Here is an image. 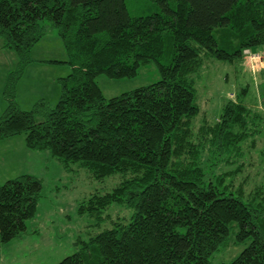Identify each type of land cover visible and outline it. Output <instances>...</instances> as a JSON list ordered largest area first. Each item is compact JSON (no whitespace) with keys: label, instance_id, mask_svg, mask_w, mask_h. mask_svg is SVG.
I'll use <instances>...</instances> for the list:
<instances>
[{"label":"trees","instance_id":"16d2710c","mask_svg":"<svg viewBox=\"0 0 264 264\" xmlns=\"http://www.w3.org/2000/svg\"><path fill=\"white\" fill-rule=\"evenodd\" d=\"M155 1L158 11L134 16L127 0H0L2 47L20 56L4 88L0 141L24 133L28 148L49 151L66 168L120 175L81 212L98 216L116 203L131 216L79 239L56 264H264L263 185L249 193L243 182L234 186L246 166L243 145L255 141L264 114L243 89L215 122L196 124V74L207 58L234 63L264 46V0ZM51 27L73 70L59 79L56 104L20 109L18 80ZM151 61L160 78L146 86L107 98L96 81L133 77ZM42 190L29 173L0 183V245L27 231ZM233 232L236 242H250L230 262H213Z\"/></svg>","mask_w":264,"mask_h":264},{"label":"rangeland","instance_id":"374dc122","mask_svg":"<svg viewBox=\"0 0 264 264\" xmlns=\"http://www.w3.org/2000/svg\"><path fill=\"white\" fill-rule=\"evenodd\" d=\"M127 5L134 16L159 10L155 0H127ZM2 43L0 39V116L7 106L4 88L20 61V56L13 50L3 48ZM248 51H244L242 60L234 63L206 59L202 69L196 74L200 106L197 125L203 119L215 122L226 101L236 100L243 89L247 91V104L264 114V50ZM28 56L31 61L17 83L15 98L19 108L31 110L41 99L52 105L56 104L59 97H56L55 91L57 87L61 89L59 79L73 70L68 63V55L58 30L49 28ZM159 78L157 64L151 61L141 66L138 74L133 77L111 78L99 74L96 81L104 95L111 98L151 84ZM259 127L261 131L255 135V141L249 140L243 145L247 153L246 166L234 180V186L243 182V189L249 193L253 188L263 185L264 195V120ZM19 136L25 137V134L15 137ZM10 150L11 158L8 161L0 152V181L4 180L0 183L10 179L5 178L14 176L12 172L16 169L13 166L17 165L21 169L16 174L20 172L36 175L43 182V190L36 215L27 222V231L0 245V264H56L78 250L79 239L88 240L109 228L112 219L119 216L129 218L133 213V209L116 203L102 210L98 216L87 211L81 212V205H85V201L93 194H104L117 186L121 181L119 174L96 179L88 169L78 166V163L66 168L49 151L32 150L27 146L13 147ZM235 240L233 232L229 237V242H232L229 248L221 247L211 256V260L215 263L230 262L250 242Z\"/></svg>","mask_w":264,"mask_h":264},{"label":"crops","instance_id":"0c3cea01","mask_svg":"<svg viewBox=\"0 0 264 264\" xmlns=\"http://www.w3.org/2000/svg\"><path fill=\"white\" fill-rule=\"evenodd\" d=\"M252 50L256 51V52L257 51H262V50H264V46H260L257 49H252ZM31 77H32V75H30V78ZM34 77H35V75H34ZM60 94H61V89H60V87L59 88L57 87V89L55 91L56 97H60ZM22 137H23V139H21ZM22 137L13 136V137H9V138H6L4 140H1L0 141V152L2 153L1 156L3 158L7 159V161H8V159L11 158L10 154H9V152L11 151L10 149H12L13 147H21V148L25 147L26 148L27 145H26L25 137L24 136H22ZM16 166L17 165H15V167L13 166V168L16 169V170L12 172L13 173L12 175L17 176V175L23 174V173H20V172L19 173L17 172V174H16V171L18 169H21V166L18 167V168ZM14 176H11V177H14ZM11 177H7L5 179L11 178ZM2 181H4V180H2ZM2 181H0V182H2Z\"/></svg>","mask_w":264,"mask_h":264},{"label":"built area","instance_id":"2783aa9c","mask_svg":"<svg viewBox=\"0 0 264 264\" xmlns=\"http://www.w3.org/2000/svg\"><path fill=\"white\" fill-rule=\"evenodd\" d=\"M249 50H250V49H249ZM245 52H249V51H248V49H247V50H245Z\"/></svg>","mask_w":264,"mask_h":264}]
</instances>
